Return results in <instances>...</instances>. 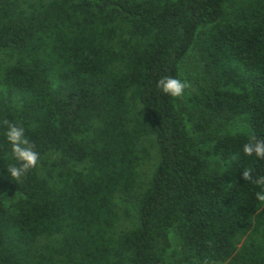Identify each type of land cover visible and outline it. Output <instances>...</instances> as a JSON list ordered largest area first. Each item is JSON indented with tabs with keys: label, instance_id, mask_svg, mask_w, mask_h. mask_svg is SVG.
Wrapping results in <instances>:
<instances>
[{
	"label": "trees",
	"instance_id": "trees-1",
	"mask_svg": "<svg viewBox=\"0 0 264 264\" xmlns=\"http://www.w3.org/2000/svg\"><path fill=\"white\" fill-rule=\"evenodd\" d=\"M253 136L264 0H0V264H264Z\"/></svg>",
	"mask_w": 264,
	"mask_h": 264
},
{
	"label": "clouds",
	"instance_id": "clouds-1",
	"mask_svg": "<svg viewBox=\"0 0 264 264\" xmlns=\"http://www.w3.org/2000/svg\"><path fill=\"white\" fill-rule=\"evenodd\" d=\"M190 87L191 85L187 81H181L170 76L162 77L157 81V88L174 98L183 96L185 89ZM4 123L7 125L5 135L11 144L12 154L19 162V166L10 165L7 172L12 179L19 180L29 169L37 166L40 157L35 151V146L26 138L23 127L9 123L7 120ZM243 152L247 156L255 154L259 158H264V140H258L253 136L249 143L243 145ZM242 177L244 180H252L251 171L244 170ZM253 183L264 186V176L258 177ZM256 199L264 202V191L257 192Z\"/></svg>",
	"mask_w": 264,
	"mask_h": 264
},
{
	"label": "rangeland",
	"instance_id": "rangeland-1",
	"mask_svg": "<svg viewBox=\"0 0 264 264\" xmlns=\"http://www.w3.org/2000/svg\"><path fill=\"white\" fill-rule=\"evenodd\" d=\"M151 155H152L151 159L146 161L145 166L142 170V174H143L142 181L143 182H146L149 179L152 173V170L154 168V164L157 160V156L155 155V153H151Z\"/></svg>",
	"mask_w": 264,
	"mask_h": 264
}]
</instances>
